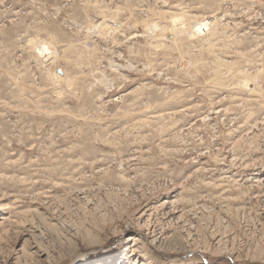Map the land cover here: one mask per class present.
I'll return each mask as SVG.
<instances>
[{"label": "rangeland", "instance_id": "rangeland-1", "mask_svg": "<svg viewBox=\"0 0 264 264\" xmlns=\"http://www.w3.org/2000/svg\"><path fill=\"white\" fill-rule=\"evenodd\" d=\"M0 264H264V0H0Z\"/></svg>", "mask_w": 264, "mask_h": 264}, {"label": "bare ground", "instance_id": "bare-ground-1", "mask_svg": "<svg viewBox=\"0 0 264 264\" xmlns=\"http://www.w3.org/2000/svg\"><path fill=\"white\" fill-rule=\"evenodd\" d=\"M166 14V13H165ZM166 16H167V14H166ZM171 16V15H170ZM177 16H179V15H177ZM107 18V17H106ZM106 18H105V20L104 21H102L101 23H100V26L104 29L105 28V25H107L106 23ZM176 18H178V17H176ZM218 21V20H217ZM208 22V21H207ZM215 23V22H214ZM140 25V24H139ZM210 23H205V22H202V23H199L197 26H196V31H198V32H204V31H206L207 32V30L210 28L211 29V27H210ZM140 28H139V30L140 31H142V32H157V31H159V30H157L158 28H159V25H158V23H155V22H149V21H145L144 23H143V25L142 26H139ZM108 28V27H107ZM216 29V28H215ZM173 30V31H172ZM172 30H171V32H168V31H166L167 33H168V35H167V39H168V41H170V42H172V43H177V38H178V34H179V31L176 29V27H175V25H174V28H172ZM103 31H105V30H103ZM210 32V31H209ZM141 33V32H140ZM199 33V34H200ZM208 33V32H207ZM154 34V33H153ZM156 34V33H155ZM154 34V35H155ZM161 35V34H160ZM194 34H191V36H193ZM141 36V35H140ZM159 37V36H158ZM153 38V37H152ZM155 38V37H154ZM159 38H161V37H159ZM155 39H158V38H155ZM160 40V39H159ZM164 40H165V38H164ZM30 41V40H29ZM31 41H33V40H31ZM153 41V40H152ZM155 41V40H154ZM34 43V42H33ZM36 43V42H35ZM158 43V42H157ZM159 44V43H158ZM35 46V45H34ZM38 50H39V52H40V55L42 56V58H46V54H48V60L50 61L54 56H53V52L50 50V46H49V44H48V42H47V40L46 39H44V41H42L41 42V45H39L38 47H36ZM158 49H160L159 47H158ZM63 70V69H62ZM239 71V70H238ZM63 73L65 74L66 72L63 70ZM55 74H57L56 72H55ZM58 75V74H57ZM61 76V75H60ZM59 75L56 77V78H59V79H61L62 77H60ZM69 83V82H68ZM71 85V84H70ZM245 85H252L251 84V81H250V79H245ZM251 88H253V87H251ZM257 91V90H256ZM257 93V92H256ZM261 93V92H260ZM262 96V95H261ZM164 103L163 102H161V100H159V102L157 103V105L156 106H154V107H159V106H162ZM222 111V110H221ZM136 239L137 238H133V240H132V244L134 245V247H136V249H138V247H137V242H136Z\"/></svg>", "mask_w": 264, "mask_h": 264}]
</instances>
